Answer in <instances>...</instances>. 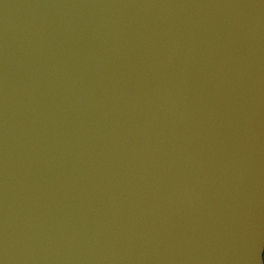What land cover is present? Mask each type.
<instances>
[{"label": "water", "instance_id": "95a60500", "mask_svg": "<svg viewBox=\"0 0 264 264\" xmlns=\"http://www.w3.org/2000/svg\"><path fill=\"white\" fill-rule=\"evenodd\" d=\"M264 0H0V264H264Z\"/></svg>", "mask_w": 264, "mask_h": 264}, {"label": "trees", "instance_id": "16d2710c", "mask_svg": "<svg viewBox=\"0 0 264 264\" xmlns=\"http://www.w3.org/2000/svg\"><path fill=\"white\" fill-rule=\"evenodd\" d=\"M263 257H264V252H263Z\"/></svg>", "mask_w": 264, "mask_h": 264}]
</instances>
